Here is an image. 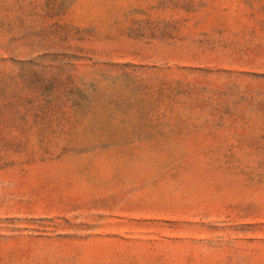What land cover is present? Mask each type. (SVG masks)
<instances>
[{"label": "rangeland", "instance_id": "obj_1", "mask_svg": "<svg viewBox=\"0 0 264 264\" xmlns=\"http://www.w3.org/2000/svg\"><path fill=\"white\" fill-rule=\"evenodd\" d=\"M0 264H264V0H0Z\"/></svg>", "mask_w": 264, "mask_h": 264}]
</instances>
